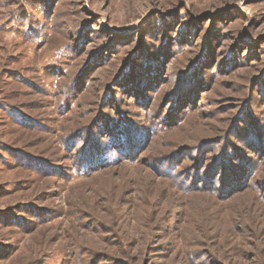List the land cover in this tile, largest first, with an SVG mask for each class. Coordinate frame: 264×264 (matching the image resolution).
I'll use <instances>...</instances> for the list:
<instances>
[{
  "label": "rangeland",
  "instance_id": "1",
  "mask_svg": "<svg viewBox=\"0 0 264 264\" xmlns=\"http://www.w3.org/2000/svg\"><path fill=\"white\" fill-rule=\"evenodd\" d=\"M0 264H264V0H0Z\"/></svg>",
  "mask_w": 264,
  "mask_h": 264
}]
</instances>
